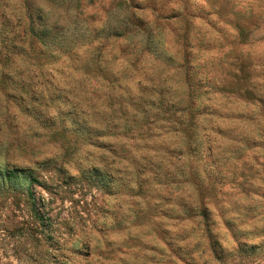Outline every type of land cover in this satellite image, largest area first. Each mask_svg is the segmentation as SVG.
Wrapping results in <instances>:
<instances>
[{
    "label": "rangeland",
    "instance_id": "374dc122",
    "mask_svg": "<svg viewBox=\"0 0 264 264\" xmlns=\"http://www.w3.org/2000/svg\"><path fill=\"white\" fill-rule=\"evenodd\" d=\"M182 254L264 264V0H0V264Z\"/></svg>",
    "mask_w": 264,
    "mask_h": 264
},
{
    "label": "trees",
    "instance_id": "16d2710c",
    "mask_svg": "<svg viewBox=\"0 0 264 264\" xmlns=\"http://www.w3.org/2000/svg\"><path fill=\"white\" fill-rule=\"evenodd\" d=\"M44 30L45 29H43V31ZM30 31H33L32 27ZM40 35H42V33L34 34V36L37 38H39ZM2 175L9 182H14L16 180H19L20 178H23V180H33V176L31 175V172L29 170H21L18 168L5 169ZM195 209L198 211L197 215H199L204 222L205 234L208 238L209 245L214 257L218 260L224 259L225 257H227V255L222 248L220 241L218 240L217 233L212 229V225L214 222L210 216V211L207 209L206 205H200ZM225 223L231 229L234 236L238 235L236 229L234 228L233 221H231L230 219H225ZM260 249V244H252L250 246H247L246 243H238L236 248L237 252L241 255H251ZM182 256L183 258H185L187 264H197L192 257H188L186 254H182Z\"/></svg>",
    "mask_w": 264,
    "mask_h": 264
}]
</instances>
